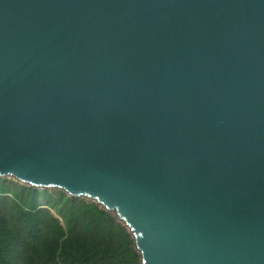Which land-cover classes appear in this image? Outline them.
I'll list each match as a JSON object with an SVG mask.
<instances>
[{
	"label": "water",
	"instance_id": "1",
	"mask_svg": "<svg viewBox=\"0 0 264 264\" xmlns=\"http://www.w3.org/2000/svg\"><path fill=\"white\" fill-rule=\"evenodd\" d=\"M0 177L141 264H264V0H0Z\"/></svg>",
	"mask_w": 264,
	"mask_h": 264
},
{
	"label": "trees",
	"instance_id": "2",
	"mask_svg": "<svg viewBox=\"0 0 264 264\" xmlns=\"http://www.w3.org/2000/svg\"><path fill=\"white\" fill-rule=\"evenodd\" d=\"M0 264H141L113 212L65 191L0 177Z\"/></svg>",
	"mask_w": 264,
	"mask_h": 264
},
{
	"label": "rangeland",
	"instance_id": "3",
	"mask_svg": "<svg viewBox=\"0 0 264 264\" xmlns=\"http://www.w3.org/2000/svg\"><path fill=\"white\" fill-rule=\"evenodd\" d=\"M47 189H49V190H57L58 188H47Z\"/></svg>",
	"mask_w": 264,
	"mask_h": 264
}]
</instances>
